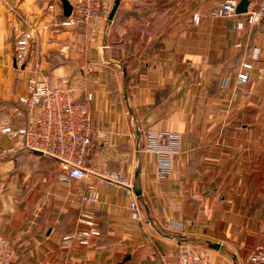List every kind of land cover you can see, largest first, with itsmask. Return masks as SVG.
<instances>
[{
    "label": "crops",
    "instance_id": "1",
    "mask_svg": "<svg viewBox=\"0 0 264 264\" xmlns=\"http://www.w3.org/2000/svg\"><path fill=\"white\" fill-rule=\"evenodd\" d=\"M109 1L93 36L85 27L42 29L61 13L59 0H0V238L16 264H165L184 246L212 264H240L264 247V21L237 31L235 19L211 16L222 0H120L111 20ZM24 28L37 36L21 67L14 47ZM245 63L253 69L242 83ZM36 66L79 101L91 94L105 138L90 166L122 174L132 189L95 175L63 184L56 160L1 132L8 122L28 125L19 99ZM149 131L180 137L167 178L146 150ZM91 189L100 200L87 205ZM86 209L101 237L64 249Z\"/></svg>",
    "mask_w": 264,
    "mask_h": 264
},
{
    "label": "built area",
    "instance_id": "2",
    "mask_svg": "<svg viewBox=\"0 0 264 264\" xmlns=\"http://www.w3.org/2000/svg\"><path fill=\"white\" fill-rule=\"evenodd\" d=\"M72 7L69 17H62L64 10L55 15L42 29L55 28H90L93 36L98 33L97 23L100 18L108 16L111 11L109 0H67ZM242 0H222L216 3L211 12L212 17L235 19V28L242 31L252 28L264 21V0H249L247 12L239 15L237 8ZM60 2V0H59ZM61 3V2H60ZM62 5V4H61ZM53 9V7H51ZM199 14L193 16L195 24H199ZM36 28L21 29L15 40V62L21 67L28 65L36 43ZM104 48H107L106 46ZM253 65L245 63L238 79L246 83L250 79ZM20 102L27 105L31 113L30 121L25 127H14L11 123L2 126L1 132L18 142L31 152L45 158L56 160L61 167L59 180L63 184L81 181L89 175L99 176L112 184L132 189L131 180L120 173L98 172L90 166V155L96 140L105 138L95 123L90 111L92 100L88 94L85 101H79L74 90L67 82L53 81L34 67L33 75L27 81V94L20 97ZM146 150L157 158L158 176L167 178L172 173L173 158L179 153L180 137L169 131H149L146 133ZM100 194L91 189L86 204H95ZM136 209L137 204L132 203ZM79 228L66 236L62 247L68 249L72 244L90 246L102 233L93 212L83 210L77 217ZM172 227H177L171 222ZM11 241L0 238V264H16V256ZM165 264H212L208 253L198 248L184 246L180 248L175 260ZM240 264H264V247L257 246Z\"/></svg>",
    "mask_w": 264,
    "mask_h": 264
},
{
    "label": "water",
    "instance_id": "3",
    "mask_svg": "<svg viewBox=\"0 0 264 264\" xmlns=\"http://www.w3.org/2000/svg\"><path fill=\"white\" fill-rule=\"evenodd\" d=\"M60 2L64 10V15L66 17H69L72 14V7L70 6L67 0H60ZM119 4H120V0H115V6L110 16L111 20L114 18V15L119 7ZM248 4H249V0H242L239 7L237 8V14L242 15L246 13Z\"/></svg>",
    "mask_w": 264,
    "mask_h": 264
},
{
    "label": "trees",
    "instance_id": "4",
    "mask_svg": "<svg viewBox=\"0 0 264 264\" xmlns=\"http://www.w3.org/2000/svg\"><path fill=\"white\" fill-rule=\"evenodd\" d=\"M62 17H65V15H64V14H62Z\"/></svg>",
    "mask_w": 264,
    "mask_h": 264
}]
</instances>
